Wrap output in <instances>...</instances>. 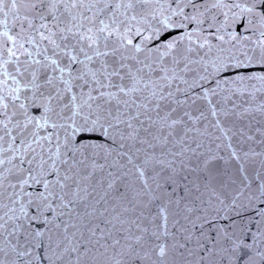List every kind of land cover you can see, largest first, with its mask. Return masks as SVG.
Instances as JSON below:
<instances>
[{
    "label": "snow or ice",
    "instance_id": "snow-or-ice-1",
    "mask_svg": "<svg viewBox=\"0 0 264 264\" xmlns=\"http://www.w3.org/2000/svg\"><path fill=\"white\" fill-rule=\"evenodd\" d=\"M0 264H264V0H0Z\"/></svg>",
    "mask_w": 264,
    "mask_h": 264
}]
</instances>
